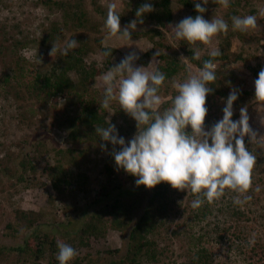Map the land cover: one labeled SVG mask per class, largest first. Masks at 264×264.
Listing matches in <instances>:
<instances>
[{
    "label": "rangeland",
    "instance_id": "1",
    "mask_svg": "<svg viewBox=\"0 0 264 264\" xmlns=\"http://www.w3.org/2000/svg\"><path fill=\"white\" fill-rule=\"evenodd\" d=\"M56 1L74 2L0 0V264H59L58 241L76 251L68 264H109L126 253L129 229L142 211L143 198L136 200V212L128 228L118 229L105 221L109 224L96 236H81V229L101 207L109 206L117 198L131 200L128 190L139 192L146 187L137 185V177L116 166L114 152L120 151L119 145L103 141L96 129H81L80 137L72 139L61 122L79 114L82 107L93 106L104 118L102 127L114 125L118 138L123 137L127 145L138 131L136 121L117 101L109 109L100 107L104 97L103 75L130 53L138 57L134 67L154 72L159 65L156 53L174 51L185 66L165 78L160 87L163 112L177 95L174 85L200 69L190 62L188 53L199 51L198 60H201L213 48L220 50V57L226 56L214 61L216 75L226 93L221 98L207 96L204 129L210 130L223 118L227 97L235 90L237 99L233 102L231 119L239 120L240 110L245 108L249 128L255 133L253 141L248 135L244 137L246 148L257 158L252 186L245 194L225 189L224 195L210 204L211 214L201 221L194 220L189 212L182 213L183 207L191 206L197 198L191 197L189 190H182L184 196L181 202L177 200L178 212L171 227L178 225V229L185 231L191 227L193 231L207 232L208 241L211 239L209 246L219 264H264V102L255 99L254 88L258 73L264 69V0H230L227 8L215 0L202 4L206 8L202 14L205 20L223 18L229 24L227 34L217 35L210 45L199 42L190 45L175 38L176 25L184 18L198 15L178 0H169L172 17L167 28L132 12L133 4L139 0H75L80 7L74 9L59 7ZM109 4L116 6L121 30L128 28L131 32L130 41L108 36L104 24ZM247 15L256 16L257 27L247 32L233 31L230 18ZM134 21L135 28H129ZM52 27L56 30L48 40L50 46L46 47L41 40ZM157 28L162 36L154 37L152 29ZM69 39L79 44L67 56L49 55L52 46L62 48ZM106 50H111L109 57L103 55ZM71 57L81 60L84 71L96 69L94 75L68 70L66 73L75 84L68 96L32 91L29 82L35 75L57 73ZM3 75H9L7 82H3ZM185 131L191 134L190 127ZM58 165L61 181L55 188L52 178ZM107 165L113 168L110 177L105 171ZM245 196L251 199L241 204L234 202L237 198L244 200ZM221 204L238 206L245 211L247 219L225 220L228 214L217 209ZM26 221L33 222L28 226ZM227 221L232 225L236 222L241 235L230 242L231 234L220 231L225 237L218 242L210 227L216 224L220 229ZM160 234L158 242L169 247L166 260L153 262L142 258L139 264H186L190 254L184 238L170 236L164 229ZM30 236L34 241L26 252L19 254L9 249L22 245ZM39 242L45 243L43 252L35 253ZM239 242L242 244L236 249L234 244ZM254 245L257 250L251 249Z\"/></svg>",
    "mask_w": 264,
    "mask_h": 264
},
{
    "label": "clouds",
    "instance_id": "2",
    "mask_svg": "<svg viewBox=\"0 0 264 264\" xmlns=\"http://www.w3.org/2000/svg\"><path fill=\"white\" fill-rule=\"evenodd\" d=\"M224 8L230 0H215ZM208 0L195 3V18L182 19L174 29L177 40H184L190 45H210L214 37L227 34L229 24L223 18L205 20L203 13ZM115 5L109 4L104 27L109 37L130 41L128 28L121 30L120 15ZM152 5L145 3L137 16L152 11ZM232 30L247 32L257 27L255 15L244 17L232 16ZM129 28H135V21ZM75 39L64 42L62 48L52 46L49 53L67 56L78 46ZM111 50L103 55L109 57ZM222 53L218 48L209 52V59L195 75H189L182 83L174 87L177 95L172 98L171 106L160 111L162 97L158 94L165 81V74L156 70L148 72L144 67H134L138 59L134 53L128 54L121 62L110 68L102 77L104 97L100 104L109 109L113 101L131 116L137 125V133L125 145L123 137L117 136L114 125L96 127L97 135L112 145H119L120 151L114 152V161L118 168L137 177L136 184L152 188L166 182L177 190H190L197 198L192 201L193 209L200 208L205 202L212 203L220 199L225 189L245 194L252 186V170L256 165V155L250 152L244 143L245 135L255 139V133L248 125L246 109L241 108L240 119L233 121V102L237 99L235 90L230 91L223 118L208 131L204 121L208 109L205 107L206 96L211 92L209 85L217 81L214 58ZM156 55H159L157 52ZM194 59L200 58L199 51L194 52ZM40 61V60H39ZM255 99L264 102V69L254 81ZM191 128V134L186 133ZM210 141V142H209ZM104 148V145H101ZM203 197V198H201ZM244 200L235 199L241 204ZM59 264H68L76 256L75 249L64 242H57Z\"/></svg>",
    "mask_w": 264,
    "mask_h": 264
},
{
    "label": "trees",
    "instance_id": "3",
    "mask_svg": "<svg viewBox=\"0 0 264 264\" xmlns=\"http://www.w3.org/2000/svg\"><path fill=\"white\" fill-rule=\"evenodd\" d=\"M61 2V1H60ZM138 3L133 4L132 12L137 14L138 9L144 5L145 3H150L152 5L153 10L141 15V17L149 20H153L157 23L158 27L167 28L172 17L171 9L169 6V0H152L147 2V0H139ZM180 4L186 6L195 11V3H200L201 0H178ZM59 7L66 8H79V2H63L59 3L56 1ZM98 8V7H97ZM56 28L52 27L51 31L47 33L41 40V44L49 47L51 43H49V38L52 39V33ZM153 36H162L160 30L152 29ZM146 36H150V39H153L152 35L146 33ZM154 36V37H155ZM18 43H16L17 46ZM194 53L189 52V60L194 63L197 67L202 68L203 62L208 60L209 55L204 56L201 60L193 58ZM226 58V56H219L214 58L213 62L216 60H220ZM159 65L156 70L165 74V78H170L176 72H178L181 68L185 66L184 62H181L180 58L173 51V53L167 54L159 53L158 55ZM81 60L78 57H71L67 60L66 64L62 69H58L57 73H53L50 75H40L37 74L33 78L32 81L29 82V87L32 88L33 92H37V94H47V95H57L63 94L68 96L70 91H72L75 87V84L67 75V71L70 69L82 70L84 71V67ZM96 69L91 71L85 70L84 72L91 77L94 75L93 72ZM155 70V71H156ZM81 71V72H82ZM3 82H7L9 80V75H3ZM212 89L208 95H212L215 97H222L225 95L226 91L222 87V82L217 76V81L214 84L209 85ZM77 94V91L75 92ZM207 95V96H208ZM206 96V98H207ZM62 125L66 126L69 130V135L72 139L78 138L81 135V129H96V127H102L104 124V118L100 115L99 109L94 108L93 106H85L82 107L79 111V114L70 115L66 119L61 122ZM57 168V169H56ZM105 171L107 175L112 174L113 168L110 165L105 166ZM61 166H55L53 172V185L55 188L58 187L59 182L61 181ZM146 190V191H145ZM149 190V192H147ZM130 196H132L131 200H121L119 198L115 199L113 203L109 206L101 207L88 221L82 226L81 236H90L97 235L106 224H109L118 229H126L131 225L132 216L136 212V200H140L143 198L144 205L141 213L135 219L134 223L129 229L128 234V245L126 253L117 260H112L109 264H139L140 260L144 258L145 260H150L153 262L164 261L167 258L168 244H160L158 242V236L160 234V230L164 229L166 233H169L170 236H180L184 238V240L188 244V252L189 257H187L186 264H219L209 246L211 243V239L208 241L207 232H197L193 231L192 228H189V231H185L184 229H178V225L175 227L172 226L173 217L177 214L178 210L176 207H179V203L184 196L182 190H177L171 187L166 182H161L152 188H144L130 191ZM189 195L191 197L196 196L189 190ZM203 198V197H201ZM211 203L205 202L200 208L193 209L190 205L184 206V210L182 213L189 212L192 214L194 220L201 221L206 220L207 216L211 214L212 209L210 208ZM220 210V213H227L225 216V220L229 217L236 218L238 221L247 219L245 215V211H242L238 206H230L226 204H221L217 207ZM102 216H106L102 218ZM21 218V216H20ZM25 216L22 218L25 220ZM21 219V220H22ZM231 220V219H230ZM109 223H106V222ZM232 221V220H231ZM33 221H26L27 225L30 226ZM211 230L216 233V239L218 242L224 239L225 235H222L220 231L223 233H227L230 235L228 240L233 242L235 239L239 238L241 235V231L238 230V226L232 225V223L225 222L223 227L219 229L218 225L213 224ZM34 241L33 237H28L24 240L22 245H18L16 247L9 248L10 250L16 251L19 254H22L29 250V246ZM52 243H56L57 241H51ZM81 243L82 240H80ZM43 242H39L35 253L43 252ZM242 243H235L234 247L238 249ZM249 245L246 243V246ZM252 250H257L256 246L251 247ZM222 264V263H220Z\"/></svg>",
    "mask_w": 264,
    "mask_h": 264
}]
</instances>
